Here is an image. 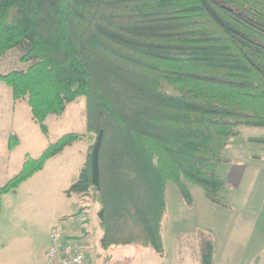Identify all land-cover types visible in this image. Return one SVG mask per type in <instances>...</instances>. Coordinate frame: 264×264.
<instances>
[{
  "label": "trees",
  "instance_id": "obj_1",
  "mask_svg": "<svg viewBox=\"0 0 264 264\" xmlns=\"http://www.w3.org/2000/svg\"><path fill=\"white\" fill-rule=\"evenodd\" d=\"M17 49L28 66L0 81L44 135L49 116L85 98L94 141L66 194L97 208L103 250L135 245L163 258L170 183L189 207L192 186L227 207V144L240 127L264 129V0H0V58ZM84 137L66 134L37 159L27 155L0 187V215L5 195ZM214 248L202 239L201 264H213Z\"/></svg>",
  "mask_w": 264,
  "mask_h": 264
},
{
  "label": "rangeland",
  "instance_id": "obj_2",
  "mask_svg": "<svg viewBox=\"0 0 264 264\" xmlns=\"http://www.w3.org/2000/svg\"><path fill=\"white\" fill-rule=\"evenodd\" d=\"M20 56L21 53L18 49L9 52L1 63L0 74H8L13 70L19 71L25 69L28 65H24L19 61ZM63 117H65L64 120L63 118L56 120L58 116L49 118L47 126L50 131V142H54V140L56 141L66 134H84V139L78 145V147L82 148L80 151L83 160L85 149L94 141V136L85 134V98L79 97L73 103L69 104ZM33 124L35 125L34 121ZM37 127L39 128L38 125ZM250 138H264V129L240 127L238 129V136L231 139L227 144L224 153V157L227 161L221 166L220 173L228 183L231 184L233 190L236 191L227 192V203L239 207L236 211V215H233V219L242 217L241 214L244 213L243 217L250 221V235L252 237H255L257 234L261 235V264H264V145L249 143L248 139ZM47 145L48 142H45V147ZM39 148H41V146L38 145L37 142L29 143V141H27L24 146L25 152L30 153V155H28L29 157L31 155L33 156ZM66 166L62 163L60 165L61 169L59 167L57 172L55 171L53 174L50 173L48 177H45L48 181L45 188L48 190L41 191L40 189L37 193L36 190L32 193L20 190L19 196L14 198L11 202V206L5 209L4 219L0 224V229L2 230V223L3 225L9 224L6 221L10 220L14 214L15 217L17 215H21L19 217H24L27 222V247L29 253L33 255L31 258H33L35 254L42 253V250H44L47 244L48 232L50 228L57 223L56 227L59 224V226L68 230L69 235L74 236L78 240H83L82 243L74 238L77 247L87 255L88 259L90 258L89 260L92 261V264H98L99 260L101 264H128L132 262L131 260H133V257L131 256V251H136L138 254L144 249L135 245L120 246L112 251L109 249L103 250L101 248V231L96 219L97 208L92 204L88 195L70 194L67 196L65 190H68L71 184L75 182L78 172L77 170L70 171L68 169L69 167ZM231 171L235 172V181L229 177V172ZM192 188L197 189L204 201L210 203L203 196L200 188L195 186H192ZM195 200L197 206L200 202L197 197ZM177 201H181V198L175 186L170 183L167 185L166 190V202L169 208V214H176L175 211L173 212L172 208ZM210 206L214 207L212 203H210ZM199 207L200 210L208 212V207L202 205ZM218 212L223 213L224 211L221 212L220 210ZM62 215L64 217L58 219V216ZM168 215L165 218L164 228L167 244L170 243L167 234H171V226L174 224V220L171 223L170 218H172V216ZM202 216L204 217L200 219L206 217L205 214ZM217 217H222V214H217ZM183 219L184 220L181 221L177 220L178 225L182 228H188L190 230L191 228L197 227L198 221L194 220L193 216H186L183 217ZM222 223V221H219L218 224ZM178 225L175 227L180 228ZM87 229H89V231H87ZM76 235L81 236L77 238ZM199 237L205 239L206 236L205 234H200ZM98 252L97 262V260L94 261L91 256ZM0 260L3 261L2 258H0Z\"/></svg>",
  "mask_w": 264,
  "mask_h": 264
},
{
  "label": "crops",
  "instance_id": "obj_3",
  "mask_svg": "<svg viewBox=\"0 0 264 264\" xmlns=\"http://www.w3.org/2000/svg\"><path fill=\"white\" fill-rule=\"evenodd\" d=\"M6 55L0 58V67L2 66L1 63L4 61ZM27 106L28 104L26 101L15 102L12 90L0 81V187L4 186L8 180L21 171L25 157L30 155L29 152H25L24 150L27 141H29V143L37 142L38 145L41 146L33 156H30L33 159H37L50 143L57 141L54 140V142H50V131L48 126V134L44 135L41 133L37 125L33 124L31 111L29 106V109ZM63 116L64 113L63 115L58 116V119L56 120L62 118L64 120L65 117ZM51 117L52 116H49L47 118L46 125ZM12 136L17 139L13 140L17 145L14 149L10 150L9 140ZM81 141L73 143L66 147L60 154L49 159L44 165L43 170L34 174L26 182L21 184L16 191L9 193L2 198L0 224L3 222L5 209L11 206V202L14 198L19 196L18 194L20 190L29 193H32L35 190L37 193L40 189L41 191L48 190L45 188V185L48 183L45 177H48L50 173L53 174L55 171L57 172L62 163L65 166L67 165L66 167H69L68 169L70 171L77 170L78 174L76 175L77 177L75 181L77 180L80 171L85 164L86 152L88 149H85L82 160V153L80 151L82 148L78 147ZM45 142H48L46 147ZM234 174V171L229 172V177L233 181L236 179ZM190 190L193 197L192 206H187L181 199V201H177V203L173 205L172 210L173 212L175 211L176 214H169V208L166 202L167 208L162 222V237L165 250L164 257L160 258L151 249L142 248L144 250L140 251L138 254L136 251H131L133 260L128 264H201L199 247L202 239L199 237L200 234H205V238L212 240L214 243L213 264H261V235L257 234L255 237L250 235V221L243 217L244 213L241 214L242 217L233 219V215H236V211L239 207L229 205L228 203L227 207H220L213 203L214 207H211V202L207 203L204 201L197 189L191 188ZM66 191L67 190H65V193ZM230 191L236 192L233 190L232 186ZM196 197L200 202L197 204L198 207L196 206ZM200 205L208 207V212L200 210ZM220 210L221 212H224L219 213L218 211ZM168 214L173 218H170L171 223L174 220V224L171 226L172 228L170 230L171 234H167V238L170 241L169 244H167L164 235L165 218ZM204 214L206 217L200 219L201 217H204L202 216ZM217 214H222V217H217ZM19 216L17 215L15 217L14 214L10 220L6 221L9 224L3 225L2 223L1 225L0 258H2L3 261L0 260V264H45L44 252L49 244V235L56 227L57 223L50 228L47 244L44 250H42V253L40 254L37 252L38 254H35V256L31 258L33 255L29 253L26 239L27 222L24 217ZM186 216H193L194 220L198 221L197 227L189 230L188 228H182L178 225L177 220H184L183 217ZM63 217V215L58 216V219ZM219 221H222L223 223L218 224ZM177 225L180 226V228H176L175 226ZM57 226H59V224ZM87 231H89V229H87ZM80 236L81 235H78L77 238H80ZM72 238L74 239L75 237L72 236ZM77 241L83 243L82 239ZM114 249L115 248H111L109 250L112 251ZM98 254L99 252L97 254H92L91 257L94 261L97 260ZM89 262L92 264L91 260H89ZM98 264H101L100 260Z\"/></svg>",
  "mask_w": 264,
  "mask_h": 264
},
{
  "label": "built area",
  "instance_id": "obj_4",
  "mask_svg": "<svg viewBox=\"0 0 264 264\" xmlns=\"http://www.w3.org/2000/svg\"><path fill=\"white\" fill-rule=\"evenodd\" d=\"M75 243L68 230L55 227L44 252L45 264H90L87 255Z\"/></svg>",
  "mask_w": 264,
  "mask_h": 264
},
{
  "label": "water",
  "instance_id": "obj_5",
  "mask_svg": "<svg viewBox=\"0 0 264 264\" xmlns=\"http://www.w3.org/2000/svg\"><path fill=\"white\" fill-rule=\"evenodd\" d=\"M102 132L99 133L96 142L92 150L91 158V170H92V181L95 186L99 185V169H98V154L102 143ZM102 211L99 213L100 219L102 218Z\"/></svg>",
  "mask_w": 264,
  "mask_h": 264
}]
</instances>
